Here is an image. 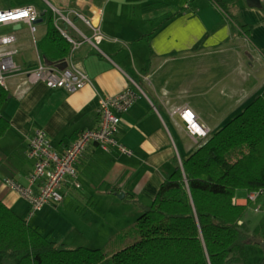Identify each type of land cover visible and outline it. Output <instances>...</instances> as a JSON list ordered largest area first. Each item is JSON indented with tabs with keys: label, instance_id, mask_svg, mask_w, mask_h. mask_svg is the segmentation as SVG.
I'll use <instances>...</instances> for the list:
<instances>
[{
	"label": "crops",
	"instance_id": "obj_1",
	"mask_svg": "<svg viewBox=\"0 0 264 264\" xmlns=\"http://www.w3.org/2000/svg\"><path fill=\"white\" fill-rule=\"evenodd\" d=\"M152 1L107 0L101 21L103 38L97 46L84 42L76 51L91 78L81 88L67 91L40 81L18 94L17 80L9 79L6 89L10 95L1 109L9 126L0 137V198L17 214H27L29 203L4 183V178L27 183L33 167L27 156L29 135L44 128L53 148L63 152L81 130L99 125V94L118 93L134 87V81L143 88L145 93L122 115L115 133L133 154L89 143L76 162L77 183L67 177L61 202L37 210L40 220L45 212L63 214L65 198H75L82 207L81 217L93 215L86 224L98 234L112 225L104 216H95L96 208L102 203L109 204L105 210L119 206L111 204L132 200L131 194L140 203L150 202L177 162L262 91L264 0L260 5L246 0H222L225 5L219 0H173L157 5L150 4ZM46 28L47 24L39 39ZM16 44L19 52L15 59L22 68L48 60L37 47L34 57L26 54L18 60L29 44L21 43L19 35ZM248 54L259 61L257 68L249 63ZM225 69L229 70L226 77ZM183 105L207 127L205 136L189 131L175 111ZM122 191L124 196H118ZM235 201L247 204V191L237 190ZM258 203V210L252 208L255 202L249 205L251 230L264 226L262 221L250 223L252 212L264 213V199Z\"/></svg>",
	"mask_w": 264,
	"mask_h": 264
},
{
	"label": "trees",
	"instance_id": "obj_2",
	"mask_svg": "<svg viewBox=\"0 0 264 264\" xmlns=\"http://www.w3.org/2000/svg\"><path fill=\"white\" fill-rule=\"evenodd\" d=\"M166 1L173 0L150 4ZM44 14L47 28L37 45L47 62H56L72 44L53 13L48 9ZM9 95L0 86V137L9 126L1 112ZM263 186L264 87L177 162L150 202L130 195L142 205L141 213L112 235L106 247L55 242L30 223L32 214H17L0 198V264H251L247 244L255 242L251 235L263 234L259 225L252 230L248 225L253 201L237 203L235 194ZM257 264H264V256Z\"/></svg>",
	"mask_w": 264,
	"mask_h": 264
},
{
	"label": "built area",
	"instance_id": "obj_3",
	"mask_svg": "<svg viewBox=\"0 0 264 264\" xmlns=\"http://www.w3.org/2000/svg\"><path fill=\"white\" fill-rule=\"evenodd\" d=\"M54 15L55 23L62 33L71 41V48L64 59L56 62L39 61L29 68H22L15 59L19 52L16 44L15 30L0 32V86L8 88L9 79L17 80L15 90L22 94L33 83L44 82L48 87H61L67 91H75L91 82L82 60L76 57V51L84 42L97 46L104 34L101 21L105 13L107 0H44ZM47 9H41L30 1L0 7V27L5 25L25 24L31 33L36 30L39 17ZM72 15L81 19L89 28L90 33L78 27ZM71 24L76 33H68L59 21ZM20 26V27H21ZM134 81V80H133ZM134 87H126L115 94H99L98 109L100 122L97 127L81 130L61 153L57 152L44 128H37L28 137L27 156L33 160V167L27 183L23 184L13 177L6 176L4 183L26 198L29 203V214H33L46 203H55L63 199L62 185L67 177L75 183L78 180L76 162L86 146L95 142L103 148L115 147L125 155L133 154V150L116 136V128L122 115L130 106L145 93L143 88L134 81ZM186 122L192 134L205 136L208 133L206 126L202 125L194 111L186 105L176 107ZM249 201L255 210L259 209L261 199H264V186L247 192Z\"/></svg>",
	"mask_w": 264,
	"mask_h": 264
},
{
	"label": "rangeland",
	"instance_id": "obj_4",
	"mask_svg": "<svg viewBox=\"0 0 264 264\" xmlns=\"http://www.w3.org/2000/svg\"><path fill=\"white\" fill-rule=\"evenodd\" d=\"M25 1H30L41 9L48 10L49 8V5L44 0H0V7L22 3ZM43 17L44 18L42 21L36 23V30L34 33H31L29 28L25 24H23L21 28H15V26L11 25L0 27V32L15 30L14 32L19 35L20 42L23 44H29V47L25 50H21V54L16 57L18 60L21 59L22 56L26 57V54L33 57L35 56L36 47L38 48L36 41L38 42L39 35H41L45 25L47 24V14H44ZM72 19L74 20L75 24L84 32L89 31L88 26L81 19L74 17L73 15ZM59 23L68 33L75 35L76 38L80 37V35L76 33L74 27L71 24L62 20H60ZM227 72H229V70L226 69L223 72L225 77ZM64 203H66L64 209L66 213L56 214L55 210L54 215H52L50 211L48 213L45 212L42 215L43 219L40 220L41 215L39 211H37L38 214L36 216L32 214L29 217V221L31 224L37 226L43 233H48L55 242H60L63 239L65 242L71 244L70 246L87 245L91 247H106V245H108V243L110 242L111 236L114 235L118 230L124 229L133 224L142 210L140 204L132 200H127L123 204H111L112 206L119 205L120 208H118L119 206H115L108 210H105V207L109 206L108 203H102L98 208H96L95 205V208L97 209L95 216L100 218L104 216L105 218H107L109 226L112 225L109 230H104L102 231V233L101 231H99L98 234L97 230H94L86 224L88 218L93 215L89 213L88 216L81 217L82 214L80 213V211L82 210V207L79 208V201L77 199L67 196L64 200ZM86 211H88V209H86ZM251 214L253 215H250L249 217L251 220H253L250 221V223H252V226L255 224H259V222L261 221L264 224L263 212H252ZM121 218L123 223H120ZM66 222L67 224L65 225ZM72 224H74L76 228L74 226L70 228ZM113 225H116L117 227H114ZM260 231L262 232V234H264V226L261 227ZM95 233H97V235H95ZM246 251L248 261L251 264L259 263L264 256L260 244L256 242L248 243Z\"/></svg>",
	"mask_w": 264,
	"mask_h": 264
},
{
	"label": "water",
	"instance_id": "obj_5",
	"mask_svg": "<svg viewBox=\"0 0 264 264\" xmlns=\"http://www.w3.org/2000/svg\"><path fill=\"white\" fill-rule=\"evenodd\" d=\"M248 4L250 5H260L261 4V0H246ZM43 20V17H39L37 22H40ZM21 26L20 23H18V25H16V27ZM249 56V63L253 65L254 68H257L259 66V61L257 59H255L251 54H248ZM118 196L122 197L124 196V192H120L118 193ZM251 239L254 240L256 243L260 244L263 253H264V238L261 236H254L251 235Z\"/></svg>",
	"mask_w": 264,
	"mask_h": 264
}]
</instances>
